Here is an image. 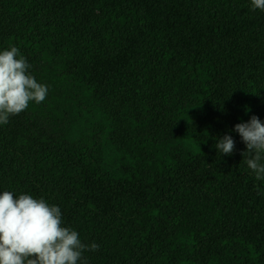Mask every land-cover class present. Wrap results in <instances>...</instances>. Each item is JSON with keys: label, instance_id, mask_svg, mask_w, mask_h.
Segmentation results:
<instances>
[{"label": "trees", "instance_id": "obj_1", "mask_svg": "<svg viewBox=\"0 0 264 264\" xmlns=\"http://www.w3.org/2000/svg\"><path fill=\"white\" fill-rule=\"evenodd\" d=\"M13 46L48 95L0 125V194L59 206L99 246L88 264H264V181L233 131L264 123V12L0 0V52Z\"/></svg>", "mask_w": 264, "mask_h": 264}, {"label": "clouds", "instance_id": "obj_2", "mask_svg": "<svg viewBox=\"0 0 264 264\" xmlns=\"http://www.w3.org/2000/svg\"><path fill=\"white\" fill-rule=\"evenodd\" d=\"M250 9L264 12V0H250ZM30 68L17 47L0 52V125L26 111L31 102L45 101L48 86L37 82ZM233 131L246 145L242 162L257 181H264V123L253 115ZM214 147L218 154L231 156L236 142L225 135ZM256 191L264 195L259 187ZM98 248L94 242L83 243L76 230L64 226L59 206L29 194L18 198L10 191L0 194V264H88L83 254Z\"/></svg>", "mask_w": 264, "mask_h": 264}]
</instances>
